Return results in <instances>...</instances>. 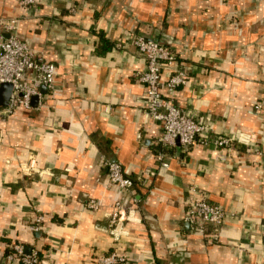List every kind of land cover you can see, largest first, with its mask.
I'll return each mask as SVG.
<instances>
[{"label":"crops","instance_id":"obj_1","mask_svg":"<svg viewBox=\"0 0 264 264\" xmlns=\"http://www.w3.org/2000/svg\"><path fill=\"white\" fill-rule=\"evenodd\" d=\"M0 33L55 66L29 109L0 107V264L14 246L39 264H264V0H0ZM137 36L176 54L161 83L186 81L163 97L205 143L160 144ZM192 190L222 209L216 232L186 221Z\"/></svg>","mask_w":264,"mask_h":264},{"label":"built area","instance_id":"obj_2","mask_svg":"<svg viewBox=\"0 0 264 264\" xmlns=\"http://www.w3.org/2000/svg\"><path fill=\"white\" fill-rule=\"evenodd\" d=\"M23 8L34 7L39 0H17ZM14 21H10L6 31L12 32ZM134 45L146 62L145 71L140 75V81L146 87V111L148 116L158 122L162 134L159 138L163 146L174 145L178 142L183 148L190 149L198 144L205 143L210 134L209 128L200 121L194 120L184 114L180 109L163 97L162 87L172 91L183 85L186 75L183 71L176 72L163 84L161 73L164 69L173 64L176 54L164 44L157 40L144 36H137ZM31 76V78L29 77ZM55 66L38 57L33 50L14 34L3 36L0 33V87L2 84H10L12 91L7 106V112L13 113L17 108L29 109L31 98L40 96L41 86L51 88L54 83ZM30 78V83H27ZM218 147L232 145L226 138L215 140ZM262 145L264 146V140ZM162 162V156L158 157ZM162 166H166L163 162ZM109 182L120 190H130L133 182L126 177L121 167L116 163H107ZM98 203L89 201L87 207L96 210ZM116 203L115 207L118 208ZM116 217L120 214L119 208ZM121 216V215H120ZM224 213L220 207L209 202L203 192L192 190V197L186 201V221L201 235L216 232L222 225ZM123 258L110 255L101 260L98 264H119ZM6 264H39V257L36 252L24 253L22 246H14L11 254L8 255Z\"/></svg>","mask_w":264,"mask_h":264},{"label":"water","instance_id":"obj_3","mask_svg":"<svg viewBox=\"0 0 264 264\" xmlns=\"http://www.w3.org/2000/svg\"><path fill=\"white\" fill-rule=\"evenodd\" d=\"M12 91V87L10 84H2L0 87V107H7L9 103L10 94ZM36 96L32 97L31 100L35 101Z\"/></svg>","mask_w":264,"mask_h":264}]
</instances>
